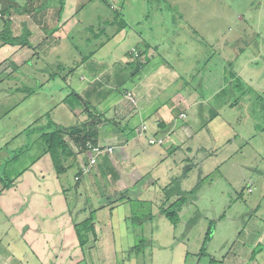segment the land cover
Segmentation results:
<instances>
[{
  "label": "rangeland",
  "instance_id": "374dc122",
  "mask_svg": "<svg viewBox=\"0 0 264 264\" xmlns=\"http://www.w3.org/2000/svg\"><path fill=\"white\" fill-rule=\"evenodd\" d=\"M29 1L0 0V28L4 26V19L9 17L7 13L3 18L1 10L14 5L11 10L14 34H20L26 22L31 31L29 38L33 42L31 47L1 46L0 41V147L3 144L12 146L0 149L1 175L7 180L14 178L20 170L31 166L36 156L44 154L42 141L33 140L35 135H31L28 126L35 124L37 127L50 118L69 126L80 119L96 130L99 138L100 126H108L102 120L104 115L105 120L115 117L114 112L122 115L121 119L126 116L128 103H120L122 99L138 105L137 95L129 90L122 99L110 104L117 106V110L109 107L104 114V102L96 107L95 101H88L91 105L87 106L84 100L73 111L61 101L63 95L58 86L44 89L50 86L45 83L49 68L58 70L55 75L60 87L65 80L62 67L67 69V73L68 69L74 68L67 79H76L84 85L92 81L100 67H106L96 80L103 84L112 83L108 86L115 88V78H111L114 67L126 65L127 59L136 61L140 54L138 48L143 51L145 42L158 45L163 50L161 59L179 68L187 65L192 70L201 60L209 57L208 63H212V68L219 75L221 61L225 59L227 63L233 62L236 69L243 68L242 77L248 92L244 106H230L234 96L229 104L225 102V105L218 99L216 103L202 107L212 113L215 112L213 107H216L224 120L233 125L232 134L239 132L245 140L239 138L237 144L215 148L213 137L216 133L205 129L208 121L199 116L196 122L198 133L191 149L186 146L172 152L166 149L169 155L157 160L147 155L146 163L141 149L134 153L141 169H149V175L158 184L144 190L136 189L134 195L141 198L132 202L136 208L132 219L122 220L125 213H119L120 210L113 213L115 216L105 210L106 216H110L106 221L109 224L112 220L114 229L103 230L104 243L112 238L113 249L117 253L116 263L120 264H264V250H260V244L264 243V0H65L59 22L53 13L60 6V0H48L46 8L34 14L37 21L34 20V12H24ZM67 14H71V19L63 24ZM125 21L127 26L119 30L120 24ZM44 39L47 42L39 44L38 41ZM127 50L132 52V56L127 57ZM150 52L149 55L156 54L153 48ZM11 59L12 63H17V69L11 65ZM188 60L190 64L186 63ZM129 69L128 66L123 70L128 73ZM36 82L44 83L42 88L35 87ZM24 84L28 89L32 87L34 92H26ZM181 85H184L183 79H178L171 91ZM197 85L192 80V84H185V94L181 93L183 97L190 96L191 101L196 96V106L202 102ZM18 87L20 91L15 90ZM171 91H165L162 98L171 97ZM199 110L198 106L190 111L191 118H195ZM147 128L148 125L142 123L141 131ZM108 129L120 133L112 124ZM39 134L37 129L36 136ZM110 136L113 138L115 134ZM166 137L162 138L163 142ZM25 139L27 145L18 159L4 169L3 158L10 156V149L19 142L24 143L22 140ZM112 146L115 151V145ZM74 148L79 150L75 143ZM150 161L155 163L149 168ZM76 169L69 168L63 175L74 184ZM181 177V186L190 193L180 212L179 223L173 225L160 213L156 202H161L166 195V189H160V186H175L176 178ZM9 188L4 190L5 196L0 194L1 253H15L16 263L24 258L23 264H38L36 260L26 261L32 253L31 249L39 248L42 243L35 239L41 233H45L51 243L55 240L51 251H61L54 253H66L70 249L71 254L78 253L80 247L77 244L76 248L75 244L78 243L76 230L69 228V224L67 228L65 225L62 228L67 216H74L75 207L83 203L75 198L73 188L71 191L74 192L65 193L70 208L57 196L37 198L31 191L23 197L20 189ZM103 199L98 202L103 203ZM141 203L145 206H139ZM149 212L152 218H148ZM209 230L211 235L207 240ZM50 233L53 239L47 236ZM142 239L146 242L141 243ZM147 239L152 242L147 244ZM203 247L205 251H202ZM106 249L113 252L112 245ZM130 256L134 260L129 263Z\"/></svg>",
  "mask_w": 264,
  "mask_h": 264
},
{
  "label": "crops",
  "instance_id": "0c3cea01",
  "mask_svg": "<svg viewBox=\"0 0 264 264\" xmlns=\"http://www.w3.org/2000/svg\"><path fill=\"white\" fill-rule=\"evenodd\" d=\"M70 19L71 14H67L63 23L67 22ZM34 20L37 21L38 19ZM256 34H258V32H256ZM45 42H47V39H44L43 43ZM135 46L139 47L138 45ZM151 48H153L156 54H148L151 53ZM129 50L125 52L127 57L132 56V52H129ZM138 50L140 52L142 51L140 47L138 48ZM162 51L163 50L160 49L158 45H152L149 43V49L145 58L148 57L150 61L147 62L146 65L142 66L140 71L135 74H132L134 69H132V71L131 69L127 70L129 71L128 73L124 71L129 66L128 63H130L132 60L127 59L126 65L122 67H114L115 69L111 73V78H115V81L113 82L115 88L113 86H108L112 85V83L103 84L101 81L96 80L100 76V73L106 67H100L96 73V76L92 79L91 82L86 85L78 82L76 79H66L67 83L72 85V87L80 95L82 101L93 100L95 101V103H97L96 107L104 102L106 106V109L103 110L104 114L107 109H109V107H112V105H110L111 103L122 99V97H124V94L129 90L137 95L138 105H134V103L131 101L129 103L125 98L120 102L124 104L128 103L126 107L127 114L126 116L122 117L124 119H121L122 115H118L116 112H114L115 117H112L111 119L108 118V120H105L106 116L104 115V118H102V120L106 121V123H108V126L109 124L114 125L120 133H117L115 129L109 130L108 126L102 125L100 126L98 143L115 145V151L114 153L104 154L100 156L98 163L93 168V170L89 174L83 175L78 180L76 179V175L78 173L79 167L81 166L82 162H86L88 160L89 152L84 151L82 153H77V156L73 160V162L76 163L74 164V166H72L77 168L74 173V179L76 181L75 184L71 181H68V176H63L69 169L64 173H61V176L55 170L51 155L48 153H44L42 156H39V158L36 159L33 164H31L29 169L20 176L21 178L19 177L17 179L16 184L9 188L13 190L15 188L20 189L19 193L22 194L23 197L30 194L31 191L35 193L34 195L37 198H47V196L50 198L51 196H57L58 199H62L64 204L66 201L65 206H69V208L71 206L68 200V196L65 193L75 191V198L78 201L82 200L83 203L81 204V206L77 205L75 207L73 211L74 216H71L70 214L67 216V222L65 221L64 223H62V228L64 225L66 226L67 224H69V228L75 229L73 222L74 220L72 221L73 217L75 220L81 221L88 216L91 210H96L94 217V227L96 230L97 239L93 243L92 247L86 249L85 252L81 251V249L78 248V253H75V255L71 254V249L66 253H64L63 251L54 253V251H61L60 249H54L53 251H51L53 249L51 248V244L55 243V240L51 243L50 239L46 238V234L41 233L39 234V237L35 239L40 240L42 243L39 244V248L31 249L32 253L30 254V257L29 259H27L26 263H28L30 260H36L38 264H120L116 263L117 253L114 252V243L112 238L106 239L107 241H105L104 243L105 238L103 230L114 229L113 221H109L108 224L106 220H108L110 216L107 217L106 215L107 213H109L110 215L112 214L113 216H115L113 213L120 210L119 213H125V215L121 217L122 220L126 221L127 219H131V217L133 216L132 214L136 208L134 203H132L134 201L130 198H135L138 201H140L139 198H141L137 195H134L136 189L139 188L144 190L145 188L154 187L158 184L156 181H154V178H151V176L149 175V169H141L142 166L139 165L138 160L135 161V159L137 158H134V153H136L137 151L139 152L141 149V154L144 155L143 159L146 163L147 161L145 157L147 155L150 157L154 156L157 160L159 158H163L164 155H169L170 153H168L167 150H169V152H172L178 148H183L184 146H186V148L188 147V149H191V145H195L193 143V140L198 133L196 122L198 121L197 117L199 116L202 119H205L206 122L208 121V123L204 125L205 129L212 130L213 133H216L213 137L215 148L221 149L226 144L230 145V143L237 144V139L239 138L241 140H245L244 137L242 139V136L239 132H233L232 134V131L230 130L234 129L233 125L224 120L221 113L216 110V107H213L215 111L214 113H212V111L210 110L207 111L208 108L205 109L204 107H202V105L208 107L207 104L216 103V97L219 93L224 94H222L220 101H224V103L228 102L229 104V96L227 97V95L223 92V90L228 86L230 82L229 79L226 78V60L223 59L221 73L219 75L216 73L215 75L211 76L209 80H207L208 82L205 83V87L207 88L209 94L207 93L208 95L206 94V96L203 97L200 93L201 97H199V99L200 101L202 100V102L198 105L200 107V110L196 112L200 115L197 114L195 118H191L190 111L198 107L196 106V102L198 99L195 96L194 100L191 101L189 98L190 96L186 98L181 96V93L183 92L185 94V84H192V80H195L198 70L206 61L207 57L206 59H203L204 61L201 60L199 63L197 62L199 65L197 64L194 69L191 70V68H187V65L179 68L170 63L167 64L165 60L161 59ZM185 60H187V58ZM186 63L190 64V61L188 60L186 61ZM121 68H123L124 70H121ZM168 69L171 70L172 73L169 72ZM184 70L185 72L183 73ZM235 70L237 71V74L242 77L243 68H235ZM124 72L126 73V75L124 74ZM67 78H69V76ZM178 79H183L184 85H181L176 90L171 91L172 89H174L172 88V86H174ZM242 79L244 80L243 77ZM47 80L48 79H46V81ZM108 90L109 92H107ZM167 90L172 92V96L167 99H163L162 95ZM247 96L248 92H246L241 97L239 103L235 104L236 108L244 106V99ZM184 102H186V106L184 105ZM117 105L119 106V104ZM112 108L114 110H117V106L115 105H113ZM242 113L245 114L244 111ZM182 114H185V116H182ZM76 117L78 118V116ZM80 121L86 122L79 119L77 123ZM57 123L61 125L63 124L59 121H57ZM142 123H146L148 125V128L145 131H141ZM121 125L126 126L125 131L122 130ZM33 134L35 135L33 140H36V142H38V136H36L37 132L32 133V135ZM111 134H115V136L112 138L110 136ZM153 137H166V141L162 143H151L150 139ZM22 141H24V143L18 141L19 143L14 145V149L27 145L26 139ZM9 147L12 146L10 144H6L4 146L3 144L0 149L5 150ZM150 163L152 162L150 161ZM154 163L150 164L149 168L153 166ZM72 185H74L72 187L74 191H71L72 188H67ZM97 188H100V190ZM161 188L164 187L160 186V189ZM5 189L6 188L4 187L3 181L0 179V194L4 193L5 196ZM124 192L125 195H123ZM101 198H104L103 203L98 202V200H101ZM160 203L161 202L159 200L156 202L159 211ZM124 209H126L127 212L124 211ZM105 210L108 212L106 213ZM76 214L77 216H75ZM69 221L71 222V225ZM116 221L117 220L115 219V222ZM57 227L60 228L59 226ZM41 236H44V238H40ZM47 236H50L51 239H53L52 233H50V235L47 234ZM64 239L65 238H63L62 240ZM75 244L77 246L78 243ZM110 245H112L113 252H110L106 249L107 246ZM49 248L51 249L49 250ZM129 258V263L134 260L131 256ZM16 259L17 258L15 257V253L4 254L0 252V264H23L22 261H25L24 258H22L19 260V262L16 263L14 261Z\"/></svg>",
  "mask_w": 264,
  "mask_h": 264
},
{
  "label": "trees",
  "instance_id": "16d2710c",
  "mask_svg": "<svg viewBox=\"0 0 264 264\" xmlns=\"http://www.w3.org/2000/svg\"><path fill=\"white\" fill-rule=\"evenodd\" d=\"M47 2H48V0H30L29 3H27L28 7L24 10V12L25 11L29 12V13L34 12L33 15L38 14L39 12H42L46 8V6L48 5ZM13 8H15L14 5L12 6L10 4L8 6H5V8L1 10L3 18H5V14H7V13L9 14V17L4 19L3 28H0V41L2 42L1 46L9 44L12 46L29 45V46L33 47V45H32L33 42L29 38L31 35V31L28 28V26L26 25V22H24L23 31L20 34H17V35L14 34L13 28L11 26V24L13 22V20L11 18V10H13ZM64 8H65V0H60V6L55 8V13H53V14H55L54 17H57L58 22L60 20V16L62 15V13L64 11ZM44 13H45V11H44ZM34 18L37 19V16L34 15ZM126 26H127V23L125 21V23L120 24L119 30H121L122 28H125ZM54 29H56V28H54ZM110 38H111V36H110ZM43 42H44V40L42 42H39V44H42ZM148 49H149V43L145 42L144 50L140 52L138 59L136 61H131L130 63H128L129 68H131V71H132V68L133 69L135 68L133 70L132 74H135L138 71H140L142 66L146 65V63L150 61V59L148 57H147L148 59L145 58ZM208 60H209V57L206 59V61L200 67V69L197 72V76L195 78V82H197L199 84V85H197V87L199 88L200 93L202 94L203 97H205L206 94L208 93L207 88L205 87V83L208 82L207 80H209V78L211 76H213L217 73L216 70L212 68L213 67L212 63H208ZM12 62H14V61L11 59V65L14 67V69H17L18 68L17 63L15 64ZM221 62H223V60ZM73 69L70 68L68 70L70 72V71H73ZM49 70H50L49 71V77L47 78L49 81L47 80V81H45V83L48 82V84H49L50 80H52V82L50 83L49 88L45 87L44 89L50 90V89H54V87H52L53 85L58 86L59 91L62 90L61 94L63 95V97H62L61 101L65 102L68 106H70L71 110L74 111L75 106L77 104H81L82 100H81L80 95L72 87V85L67 83L66 79L69 76V72L67 73V72H65V71H67V69L64 70L63 67L61 68L62 74H64L62 77L65 80H63V82H62L63 87L62 86L59 87V85H58L59 83L57 81V75H55V73H57L58 70H57V72L51 68H49ZM225 71H226L227 77H228L230 82H229L228 86L223 90V92L227 95V97L229 96L230 100L233 99L235 96L234 101L232 100L230 102V105H235V104L239 103L241 97L247 92L245 89L246 82L242 79L241 76H239L237 74V71L235 70L233 62L227 63V68ZM9 75H11V74H9ZM43 84L44 83L39 84V82L38 83L36 82L35 87L39 86L42 88ZM24 85L27 86V84H24ZM19 88L20 87H18L15 90L20 91ZM24 90L26 92H29V93L34 92L32 87H30L28 89V86ZM222 94L219 93L217 95L216 99L217 100L220 99ZM85 102H86L87 106L91 105V104H89V102L87 100ZM8 112L10 113L11 110H9ZM121 126H122V130L125 131L126 126L125 125L124 126L121 125ZM27 128L32 133H36L37 129L40 130V134L38 135V141H42V143H43V144H41L43 152L49 153L51 155L55 170L58 174L64 173L69 168L74 166V164L76 163V162L75 163L73 162L74 158L77 156V153H79L82 150L87 149V146H86L87 141H91L95 144L98 143L97 131L94 129H91L89 127V125L87 124V122L80 121L76 124L65 126V125L58 124L54 119L50 118L49 120L42 122L41 125H39L37 127L34 124V126L30 125ZM32 133H31V135H32ZM73 142L78 145L79 150H76L74 148ZM10 150H12L10 156H8L7 158H3L2 165H4V169L10 164V162H12L15 159H18L20 152H22L24 150V148L20 147V148H16V149L13 148ZM38 158H39V156H36L34 158V161H36V159H38ZM68 159H71L70 160L71 162L65 163ZM29 167L30 166L25 167L24 169L20 170L19 173H17V176L7 180L1 175L2 166H0V179L3 181L4 187L9 188V187H12L13 185H15L17 179L21 175H23L25 173V171H27L29 169ZM80 172H81V166L79 167L77 175H79ZM186 175L187 174H185L184 176H186ZM184 176H183V178H184ZM182 180H183L182 177L176 178V180H175L176 185L175 186L173 184H171V185L164 187V189H166V195H165V197H163L164 199L161 201V203L159 205L160 213L165 215L172 222L173 225H177L179 223L180 212H181L184 204L187 202V198H188L187 195L190 193L189 191L187 192V190H184L183 187L181 186ZM123 195H125V192L123 193ZM130 199H132L133 201H135V200L138 201L135 198H130ZM139 206L144 207L145 205H144V203H141ZM95 212H96L95 209L91 210L90 213L88 214V216L85 217L81 221H77L74 219V227H75V230L77 233V238H78V247H80L81 251H83V252H85L86 249L92 247L93 243L97 239V234H96V230L94 227ZM151 214L152 213H150V212L147 214L149 216L148 218H152ZM147 215H146V217H147ZM131 219H132V217H131ZM210 235H211V230H209L207 233V238H206L207 240L210 238ZM147 241H148L147 244L152 242L149 239H147ZM144 242H146V240L142 239L141 243H144ZM260 245H261L260 250H264V243L260 244ZM202 251H205V247L202 248Z\"/></svg>",
  "mask_w": 264,
  "mask_h": 264
},
{
  "label": "built area",
  "instance_id": "2783aa9c",
  "mask_svg": "<svg viewBox=\"0 0 264 264\" xmlns=\"http://www.w3.org/2000/svg\"><path fill=\"white\" fill-rule=\"evenodd\" d=\"M158 141V143H162L163 140L162 138L155 139L151 138L150 142L155 143ZM87 149L80 151L81 153L84 151L89 152V158L86 162H82L81 164V172L79 175L76 176V179H80L83 175L89 174L93 168L97 165L98 160L100 156L104 154H111L114 151V146L112 145H103L100 143H93L91 141H88L87 144Z\"/></svg>",
  "mask_w": 264,
  "mask_h": 264
}]
</instances>
